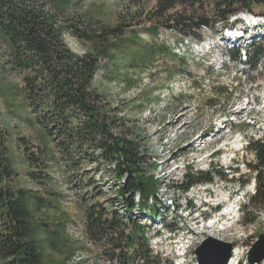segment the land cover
<instances>
[{
  "label": "trees",
  "instance_id": "1",
  "mask_svg": "<svg viewBox=\"0 0 264 264\" xmlns=\"http://www.w3.org/2000/svg\"><path fill=\"white\" fill-rule=\"evenodd\" d=\"M78 1L0 0V73L20 76L22 102L11 110H18L13 116L32 130L30 136L12 138L0 119V264H68L84 248L80 239L67 234L73 221L61 202L67 191L76 188L73 176H78V189L87 191L81 196L83 225L77 230L101 258L108 264H164L145 236L149 226H141L136 216L163 215L167 206L158 195L161 180L153 176L154 163L139 129L93 84L100 54L108 48L117 52L108 59H120L123 66L140 67L141 61L148 65L149 59L129 49L139 38L133 30L125 35L132 25L129 20L107 25L83 12H72ZM257 5L264 6V0H156L145 16L149 26L144 31L155 34L163 28L181 42L197 43L205 30L226 27L231 17L252 13ZM67 38L98 45L100 51L76 52ZM255 41L243 46L244 61L252 70L264 57V46ZM149 49L151 55L167 51L161 44H151ZM228 54L232 60L241 58L237 46ZM244 149L253 156L244 164L254 189L241 213L244 223H254L264 211V135L249 138ZM15 151L25 165L23 180ZM88 166L95 171L110 169L103 170L114 179L108 206L88 202L89 194L92 199L102 195L97 180L88 175ZM215 175L227 176L213 166L210 171L188 167L179 182H169L165 188L184 195L194 185L212 183ZM164 220L170 229L172 225ZM50 252L58 257L51 258Z\"/></svg>",
  "mask_w": 264,
  "mask_h": 264
},
{
  "label": "rangeland",
  "instance_id": "2",
  "mask_svg": "<svg viewBox=\"0 0 264 264\" xmlns=\"http://www.w3.org/2000/svg\"><path fill=\"white\" fill-rule=\"evenodd\" d=\"M155 1L79 0L72 9V12H83L107 25L129 20L132 25L126 29L125 35H132L130 30L139 35L129 49L137 56L149 59L148 65L147 61H141L140 67L123 66L120 59L116 62L109 60L117 52L116 48H108L107 52L100 54V68L93 81L111 106H117L125 119L139 129L148 149V158L154 163L153 176L161 180L158 195L167 206L162 211L163 215L153 218L146 214L136 216L141 226H149L145 236L153 253L159 254L164 264H198L194 249L207 236L232 243L233 250L239 251L238 264H248L249 248L260 234H264V211L254 223H244L241 213V207L247 203L248 195L254 189L253 179L244 164L253 156L245 151L244 145L249 138L257 139L264 135V57L254 70L245 63L247 57L230 59L231 42L222 38V30L234 28L237 25L234 22L213 31L205 30L200 45L185 40L181 42L173 31L163 28L155 34L145 33L144 29L149 26L144 23L145 16ZM241 14L245 12L229 20H235ZM247 14L260 16L259 23L264 26V6H254L252 13ZM240 26V29L244 27L242 22ZM66 41L76 52L100 51L98 45L71 41V38ZM255 42L264 46V30L259 31ZM151 44L164 45L166 53L151 55ZM170 50L174 54L168 53ZM109 54L112 57L108 59ZM20 80L16 73H0V119L12 138L32 134L28 126L20 125L18 118L13 116L18 110H11L22 102L18 93ZM128 82L131 84L127 85ZM6 89L12 93L3 95ZM245 101L248 110L242 109ZM181 114L185 115L178 119ZM245 114L249 115L247 121L243 120ZM206 133V141L196 140ZM11 143L15 147L14 141ZM15 154L19 179L23 180L25 165L16 151ZM211 166L226 174V179L215 175L212 183L194 185L184 195L165 188L169 182H179L188 167L210 171ZM103 170L110 169L105 167L95 171L88 166L89 177L94 176L97 189L102 192L93 199L89 194L88 202L97 200L108 206L106 199L112 196L114 179L108 178ZM71 180L76 188L67 191L61 202L73 221L67 234L72 236L77 231L80 242L84 244V248L79 249L81 253H77L80 259L75 256L74 263L108 264L91 242L81 239L82 235L77 230L83 225L80 201L87 191L78 189V176ZM206 202H220L223 215L215 213L211 206L204 207ZM237 208L239 217L229 219ZM165 218L172 225L170 229L164 225ZM212 221H216L214 226L206 227ZM49 256L58 257L54 252ZM258 264H264V259Z\"/></svg>",
  "mask_w": 264,
  "mask_h": 264
},
{
  "label": "water",
  "instance_id": "3",
  "mask_svg": "<svg viewBox=\"0 0 264 264\" xmlns=\"http://www.w3.org/2000/svg\"><path fill=\"white\" fill-rule=\"evenodd\" d=\"M233 244L207 236L194 249L198 264H228L232 257ZM264 259V234H260L247 252L248 264H258Z\"/></svg>",
  "mask_w": 264,
  "mask_h": 264
},
{
  "label": "bare ground",
  "instance_id": "4",
  "mask_svg": "<svg viewBox=\"0 0 264 264\" xmlns=\"http://www.w3.org/2000/svg\"><path fill=\"white\" fill-rule=\"evenodd\" d=\"M244 16H246V17H253L252 15H248L247 13H245V14H243ZM254 18V17H253ZM185 114H181L179 117H178V119H180V117H182V116H184ZM207 135V133L206 134H204V135H200L199 137H197L196 138V140H198V141H200V142H202V141H206L205 140V136ZM220 214V213H219ZM221 215V214H220ZM214 221H212L211 222V224H207L206 225V227H208V228H210V227H212V226H214ZM216 223V222H215ZM72 236H74V237H76L77 239H79V237L77 236V233L76 232H74V234L72 235ZM82 239V238H81ZM77 253H81V251H77L75 254H74V256H73V258L68 262V264H75L74 263V260L76 259V257L78 258V260L80 259L79 257V255H77ZM86 255H88V254H86ZM76 256V257H75ZM238 258H239V251L237 250V249H235L234 248V250H233V252H232V257H231V259L229 260V263L228 264H236L237 262H239V260H238ZM83 259V258H82ZM84 260V259H83ZM83 262V261H82ZM89 263V262H88Z\"/></svg>",
  "mask_w": 264,
  "mask_h": 264
}]
</instances>
